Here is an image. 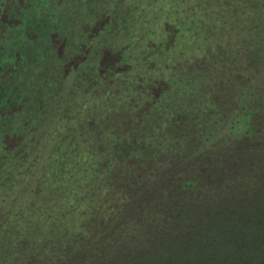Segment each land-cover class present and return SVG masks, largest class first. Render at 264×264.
Returning a JSON list of instances; mask_svg holds the SVG:
<instances>
[{
  "label": "trees",
  "instance_id": "obj_1",
  "mask_svg": "<svg viewBox=\"0 0 264 264\" xmlns=\"http://www.w3.org/2000/svg\"><path fill=\"white\" fill-rule=\"evenodd\" d=\"M0 1V264H264V0Z\"/></svg>",
  "mask_w": 264,
  "mask_h": 264
},
{
  "label": "rangeland",
  "instance_id": "obj_2",
  "mask_svg": "<svg viewBox=\"0 0 264 264\" xmlns=\"http://www.w3.org/2000/svg\"><path fill=\"white\" fill-rule=\"evenodd\" d=\"M0 2H2V1H0ZM11 3H12L13 6H8V8L10 7V9L8 11V17H9V19H12V20H9V22L10 23H12V22L13 23H16V26H17L18 25V22L20 23L19 18L21 17V15H17V20L15 22V19H16L15 18L16 17L15 7L17 5L16 4V0H10V4ZM46 18H49V17L46 16ZM28 19H29V17H28ZM50 22H51V18L48 19V22L47 23H50ZM6 28H11V25L10 24H8L6 26H5V24H1L0 25V35L1 36H2V32L1 31L4 30L3 31V33H4ZM42 30H44V29L42 28L41 30H38V31L41 32ZM42 53L43 54H46L47 52H45V50L42 49ZM32 58H33V53H30L26 57V60H24L23 63L21 65H19L18 69H16V72L15 73H11V74H9L10 73L9 72V63L6 62V61L4 62L2 60L0 62V84L3 82V85L6 84L5 87H7V85L9 83L11 77H13V76L16 77L19 70L25 71V69H27V71H32L33 70V65L32 64L34 63L33 62L34 60ZM19 75H21V74H19ZM175 167L177 168L178 167V164ZM174 173H176V171H174L172 173H169L167 177H164V178L160 179L159 183H165V182H167L169 179H171V176ZM180 175H184V174H182V172H181Z\"/></svg>",
  "mask_w": 264,
  "mask_h": 264
}]
</instances>
